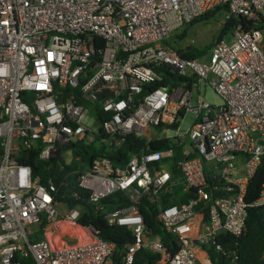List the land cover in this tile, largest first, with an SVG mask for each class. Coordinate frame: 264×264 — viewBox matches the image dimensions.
Instances as JSON below:
<instances>
[{"label":"built area","instance_id":"obj_1","mask_svg":"<svg viewBox=\"0 0 264 264\" xmlns=\"http://www.w3.org/2000/svg\"><path fill=\"white\" fill-rule=\"evenodd\" d=\"M218 5H226L224 20L239 21L206 54L184 58L166 43ZM163 66L184 80L159 83ZM205 88L221 104L205 100ZM128 135L143 144L126 161L98 154L75 169L76 186L106 224L131 231L119 248L79 221L81 204L58 195L64 180L41 183L19 157L36 149L39 159L70 163L80 160L70 146L78 142L113 156ZM162 139L168 147L149 148ZM260 166L264 0H0V264H19L17 253L36 264H113L119 253L132 264L141 248L159 255L156 264H215L212 247L234 262L217 236H241L249 208L264 205V177L258 196L245 200ZM177 188L187 199L163 205ZM116 193L128 203L105 210L102 200ZM143 198L157 204L175 251L147 229Z\"/></svg>","mask_w":264,"mask_h":264},{"label":"trees","instance_id":"obj_2","mask_svg":"<svg viewBox=\"0 0 264 264\" xmlns=\"http://www.w3.org/2000/svg\"><path fill=\"white\" fill-rule=\"evenodd\" d=\"M225 10L226 5H218L210 10H207L200 16L193 19L181 30L174 33L169 40H166V43L174 48L180 56L184 58L201 57L206 54L207 50L209 51L217 41L226 37L232 30L234 24L239 21L237 18L224 20L223 14ZM215 15L222 17L221 28L216 40H213L208 46L203 49H197L192 47L181 48L174 45L173 39L177 38V40H182L186 36L190 26L196 24L197 22L206 21L211 17H215ZM160 72L162 73L163 80L159 83L173 85L184 80L183 76L172 73L166 66L161 67ZM169 143L170 142L166 139H162L160 141L152 140L149 142V148L151 150L162 149L168 147ZM142 144L143 141H140L133 135H128L125 138V142L118 150V153H114L113 156L111 153L104 152L103 148L94 144L86 145L83 142H78L71 144L70 146L74 147V154L80 155V160L73 159L70 163H64L63 157L57 156L49 161H45L39 159L36 149H31L25 150L24 156H20L19 161L23 164L29 165L32 169L33 177H37L39 181L45 185H48L49 180H52L56 185H58L61 180H64L67 183V186L61 187L58 195L64 193V199L71 202V204H75L77 202L81 204V217L79 221L83 224L94 225L99 230V234L103 239L112 241L116 243L119 248H121V246L125 243L132 240L131 231L125 227H114L106 224L102 217V212L95 211L92 204L89 203L88 191L80 189L76 186L77 173H75V169L80 170L86 168L90 164L92 158L98 154H107L111 157L114 163H118L119 160L126 161L130 154L138 149ZM115 154L120 155L118 156V159L115 158ZM178 156H180L179 153H177V157ZM61 166H63V168H61ZM263 177L264 167L260 166L249 181L245 195V200L247 202L253 201L258 196L260 183ZM75 190L79 195V199L76 201L73 197H71V191ZM186 199L187 194L181 193L180 189L177 188L172 194L162 196L161 202L163 205H169L183 202ZM127 203L128 200L124 196H121L120 193L112 194L102 200L105 210L113 209L116 205H126ZM139 208L144 217L147 229L157 235L171 251H175L177 244L174 240V236L166 232L163 229L161 222L157 219V204L143 198ZM40 238H42L40 233L33 234L32 237H30V241H35ZM217 243L224 248L225 252L235 250L236 259L234 262H231L227 253H221L215 249V247H212L210 249V253L212 261L215 264H264V205L249 208L245 222V230L241 236L235 237L227 232H220L217 236ZM158 258V254L145 248H141L134 254L132 264H156ZM15 259L19 261V264H36L31 255L23 257L17 253ZM113 264H123L119 253L115 254Z\"/></svg>","mask_w":264,"mask_h":264},{"label":"rangeland","instance_id":"obj_3","mask_svg":"<svg viewBox=\"0 0 264 264\" xmlns=\"http://www.w3.org/2000/svg\"><path fill=\"white\" fill-rule=\"evenodd\" d=\"M222 23V17L215 15L206 21L197 22L196 24L190 26L186 36L182 40H174V45L181 48H205L213 40H216V37L220 31ZM208 52V50H207ZM206 52V53H207ZM201 94L204 96V99L213 105L221 104V98L210 88H205L201 91ZM192 115L187 113L184 117L185 121L182 123V128H185L188 125V122L191 120ZM63 232L66 234H75V227L70 223H66L60 226ZM53 241L54 239L51 238Z\"/></svg>","mask_w":264,"mask_h":264},{"label":"bare ground","instance_id":"obj_4","mask_svg":"<svg viewBox=\"0 0 264 264\" xmlns=\"http://www.w3.org/2000/svg\"><path fill=\"white\" fill-rule=\"evenodd\" d=\"M64 224H66V223H61V225H64ZM61 232H63L62 228H61ZM57 237H58L57 235H50V238H53L54 241H56L58 244H61V243L58 242L59 238H57Z\"/></svg>","mask_w":264,"mask_h":264}]
</instances>
